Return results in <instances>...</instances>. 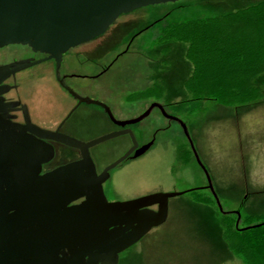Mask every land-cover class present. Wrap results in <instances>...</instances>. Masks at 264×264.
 Here are the masks:
<instances>
[{
	"label": "rangeland",
	"instance_id": "1",
	"mask_svg": "<svg viewBox=\"0 0 264 264\" xmlns=\"http://www.w3.org/2000/svg\"><path fill=\"white\" fill-rule=\"evenodd\" d=\"M259 1L264 0H177L136 8L119 15L88 45L71 51L80 52L121 31L116 44L101 52H89L82 64L74 66L79 73L93 74L113 58L104 74L106 78H102L106 85L112 82L110 92L106 94L101 91V84L93 85L85 79L71 80L73 89L78 92V84H87V90L81 89V94L93 101L109 100L110 95L117 94L124 101L122 117L138 116L154 102L161 106L167 117L177 119H166L153 108L146 117L132 125L136 144L140 146L155 134L154 142L139 156L126 159L115 167L110 173L112 183L127 185L142 180L147 191L181 192L199 184L206 185L208 181L212 193L202 191L213 201L215 197L221 212H237V206L244 198L239 216L259 214L256 222L264 220V101L239 109L222 108L214 101H189L182 88L191 69L184 57L186 46L182 42L159 40L162 29L172 23L216 17ZM20 50L19 46L9 44L0 49V60L8 61L21 53ZM118 52L121 53L114 56ZM40 72L47 74V82H27L29 75ZM17 79L22 83L18 93L35 111L49 108L50 103L45 100L53 98L55 92L62 94L47 64L24 71L17 75ZM155 80L163 89L160 96L128 99V95H137ZM258 80L264 83V75ZM157 128L162 130L153 132ZM110 130L107 124L87 121L76 132L96 139ZM114 141L126 145L127 137H115L99 145L108 146ZM177 144L188 147V161L176 160ZM116 156L114 151L107 160ZM191 196L190 192H183L168 199L169 222L156 230L162 246L159 252L166 254L165 262L243 264L223 242L214 206L192 202Z\"/></svg>",
	"mask_w": 264,
	"mask_h": 264
},
{
	"label": "water",
	"instance_id": "2",
	"mask_svg": "<svg viewBox=\"0 0 264 264\" xmlns=\"http://www.w3.org/2000/svg\"><path fill=\"white\" fill-rule=\"evenodd\" d=\"M174 1L177 0H0V47L9 44L25 45L33 52L38 51L46 54L48 59L53 58L55 63H58L66 50L101 35L108 25L122 13L131 12L140 7ZM30 64L32 63L13 62L0 66V80ZM152 107L153 105L138 117L119 122L118 125L124 126L139 122ZM28 130L35 137L14 134V137L10 138L7 143L0 144V264H15L12 260L16 261L22 253H30L34 250L33 245L37 241L35 235L43 234L46 227L38 220L50 217L51 209H59L53 204L59 200L56 194L62 189H74L73 174L79 177L76 187L85 197V201L79 206L69 209L63 216L68 220L82 217V221L74 219L63 222L61 218L57 220V223H51L53 224L51 225L52 231L55 233L79 230L84 232L88 230L100 231L117 225L118 227H115L112 232L114 235H121V237L111 245L114 257L117 252L124 250L139 239L148 229L162 223L166 218L167 200L183 193L156 192L127 202H107L105 200L100 182L105 178L106 170L121 162L132 151L133 157L139 156L151 144L148 142L137 148L133 135L127 128L122 131H111V133L83 143L55 131L50 132L41 128ZM126 133L131 140L130 148L122 156L112 161V164L108 165L98 177L95 176L87 147ZM42 139L79 149L82 153L81 160L39 176L41 162L45 161L52 153V149ZM27 156L28 158L24 160ZM6 157H10V159L7 160ZM25 162L31 164L29 167L31 172L27 174L28 186L21 185L19 182V179L25 180V175L19 176L17 173L18 167L21 165L24 167ZM13 165L17 166L15 168L17 172ZM64 175L70 179L63 182ZM206 187L212 193L208 181ZM16 189L30 193L29 202L32 204H29L28 208L23 207L27 206L28 199H25L24 205L19 203ZM213 198L216 201L214 196ZM156 204V211L145 209L141 213L137 212V209L143 206ZM216 206L221 212L217 201ZM28 211H33L31 217H34L38 223L29 233H25L23 229L26 226L22 225L20 221L23 218L21 214ZM122 211H125L126 215H122ZM234 213L237 215L236 226L239 214ZM52 216L56 217V215ZM118 216L120 221L117 219ZM66 227L68 228L66 229ZM125 230L129 232L122 233ZM28 235L29 238L21 241L25 247H19L17 240Z\"/></svg>",
	"mask_w": 264,
	"mask_h": 264
},
{
	"label": "flooded vegetation",
	"instance_id": "3",
	"mask_svg": "<svg viewBox=\"0 0 264 264\" xmlns=\"http://www.w3.org/2000/svg\"><path fill=\"white\" fill-rule=\"evenodd\" d=\"M121 31L115 32L114 34L108 35L107 39L104 41H97L94 45L83 48L80 52H71L72 50L79 48L82 45L90 43V41H94V39L80 43L75 47L69 48L63 53L60 57L58 63H55L54 59H48L46 54L40 52H33L27 46L17 45L20 47L19 54H16L9 58L8 61L0 60V66L8 65L13 62H27L32 63L24 69L15 71L10 73V75L1 78L0 80V144H5L8 140L14 137V134H20L21 136H33L28 129L30 128H38L48 130L50 132H57L59 134L65 135L66 137H70L78 142H88L93 140L89 138L87 134L82 132H76V129L81 128L83 124L87 121L95 122L96 124H107L111 127V131H122L125 128L129 129L130 133L131 126L134 124H125L124 126L118 125L119 122H123L127 119H134L138 117H122V112L124 110L123 100L118 98L116 94L113 95L109 100H90L88 96L81 94V89L87 90V84L77 85L79 90L78 92L73 89L71 80H90V82L94 83L93 85L101 84V91H106V94L109 93L110 88L112 89V82L109 81V85H106V78L104 74L108 71L110 65L112 64V59H110L107 65H101L98 70L93 74H85L79 73L74 69V66L82 64L85 60V56L89 52H101L104 49H108L109 47L116 44L117 38L120 36ZM100 36V35H99ZM5 46L0 47L2 49ZM122 52V51H121ZM114 56H118L119 53ZM44 64L50 66L51 76L53 80L56 82L59 90L62 94L55 92L53 94V98L45 100V102L50 103L49 108H42L39 111L33 110L28 103L23 100V98L18 93V90L21 86V82L17 79V75L23 73L24 71L32 70L36 67H42ZM104 77V79H102ZM49 78L45 73H38L34 75H29L28 83H37L38 81L47 82ZM111 80V79H110ZM108 84V83H107ZM94 87V86H93ZM116 90V87H115ZM109 91V92H108ZM134 101V100H133ZM126 102H129L128 100ZM132 102V101H130ZM62 104V107H61ZM60 105V106H59ZM151 105L153 107L149 110L148 114L156 108L166 119H173L177 121V119L166 116L164 114L163 109L157 103H150L145 110H147ZM62 109H64L62 111ZM144 112V111H143ZM142 112V113H143ZM147 114V115H148ZM146 115V116H147ZM145 116V117H146ZM162 130L161 128L154 129L153 132ZM107 133V134H108ZM133 135V133H132ZM119 136L127 137L126 145H123L120 141H114L111 145L108 146H100L102 142H98L96 145L87 147V153L89 156L90 162H92L94 175L98 177V175L110 164L112 161L116 160L120 156H122L131 146V140L129 135L122 134ZM116 136V137H119ZM35 137V136H33ZM115 138V137H113ZM111 138V139H113ZM134 138V135H133ZM155 134L152 135L147 141L143 144L151 142V145L154 142ZM109 139V140H111ZM42 141L52 149V153L49 157L45 159V161L41 162L40 169L38 175L41 176L43 174H48L50 172L55 171L59 167L70 165L71 163L78 162L81 160V151L77 148L65 146L59 142H54L47 139H42ZM135 141V138H134ZM136 143V142H135ZM142 145V144H141ZM136 147L140 146L136 144ZM177 150V145L175 146ZM116 152L118 156L113 158L112 160H107L109 155L112 152ZM133 151L129 153L126 158H124L121 162L112 166V168L106 170L105 178L100 182V188L103 193V196L107 202H127L128 200H133L137 198H141L142 196L153 194L156 192L168 193L163 190H149L145 189L144 184L140 181L132 182L131 184L125 185L123 183H112V176L110 173L112 170L120 165L124 160L129 158H134L132 156ZM4 158V157H3ZM28 158L25 157L24 160ZM30 158V157H29ZM6 159H10V157H6ZM9 167V166H3ZM31 164L25 162L24 167L21 165L18 167V172L15 168L16 165H13L15 172L19 173V176L25 175V180L19 179L21 185L28 186L29 180L27 179V174L31 172L29 170ZM10 168V167H9ZM74 177L75 186L74 189H62L56 194L59 197V200L53 202L59 209H51L49 211L50 217L38 220L39 223H44L46 226L44 228L43 234L35 235L36 242L33 245L34 250L29 252L22 253L15 260H12L13 263L17 264H167L165 261L166 254L162 251L159 252L161 246V240L157 235V229L161 226L165 225L169 222L168 211H169V203L167 200V211L165 220L158 224L155 227L148 229L139 239H137L134 243L130 244L127 248L122 251L116 253L114 257L112 255V247L111 245L121 237L119 234H115L112 232L117 225L108 227L106 230H88L84 231H62L55 233L52 231L53 224L57 223V220L62 218L63 222L67 220V222L72 221L74 219H80L82 221V217H76L71 220H68L67 217H64L69 209L72 207H77L85 201V197L81 195L76 187V183L79 179L78 176ZM70 177L64 175L63 182L69 180ZM16 182V181H15ZM14 182V183H15ZM14 185V184H13ZM3 188L4 185H3ZM206 188L205 184H199V186L192 187L190 189H199ZM190 189H186L181 192H186ZM17 193V197L19 203L24 205L25 199H28L27 206H23L28 208L29 204V194L24 190H15ZM31 197V195H30ZM22 207V209H23ZM20 208V207H19ZM149 209L151 211H156V205L143 206L142 208L137 209V212L141 213L143 210ZM33 211H28L27 213H22L21 224L26 226L23 229V232L29 233L36 227L38 223L34 217H31ZM59 214V215H57ZM122 215H126L125 211L121 212ZM56 215V217L52 216ZM64 215V216H63ZM117 219L120 221V217ZM29 227V228H28ZM123 228V225H121ZM68 227H66L67 229ZM129 232L128 230L123 231L122 233L126 234ZM30 236L20 237V240H17L19 243V247L24 248L25 245L21 241H24L25 238H29ZM165 251V250H164Z\"/></svg>",
	"mask_w": 264,
	"mask_h": 264
},
{
	"label": "trees",
	"instance_id": "4",
	"mask_svg": "<svg viewBox=\"0 0 264 264\" xmlns=\"http://www.w3.org/2000/svg\"><path fill=\"white\" fill-rule=\"evenodd\" d=\"M161 42H182L184 57L190 64L189 75L182 88L189 101H214L222 108H249L263 103L264 83V1L235 9V11L206 19L172 23L162 29ZM163 89L155 80L129 100L158 97ZM190 151L177 144L176 160L186 162ZM202 190L190 189L191 201L214 206L221 229V237L228 251L243 264H264V220L259 214H246L236 223L233 212H218L211 196ZM244 198L238 204L239 215ZM245 223L241 226L239 223Z\"/></svg>",
	"mask_w": 264,
	"mask_h": 264
}]
</instances>
